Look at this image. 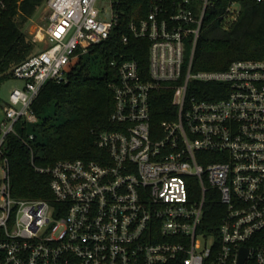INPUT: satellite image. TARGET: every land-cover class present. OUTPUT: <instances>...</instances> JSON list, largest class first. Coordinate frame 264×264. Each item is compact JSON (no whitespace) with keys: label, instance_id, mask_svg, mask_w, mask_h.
<instances>
[{"label":"built area","instance_id":"built-area-1","mask_svg":"<svg viewBox=\"0 0 264 264\" xmlns=\"http://www.w3.org/2000/svg\"><path fill=\"white\" fill-rule=\"evenodd\" d=\"M8 0H0V15ZM121 0H46L31 37L39 50L12 70L23 81L0 121V154L16 124L38 122L32 104L48 82L67 80L119 27ZM263 3L264 0H256ZM213 0H147L123 43H149L145 76L133 60L112 62L114 107L95 160L35 169L50 176L49 199L12 195L0 165V264H264V60L191 73ZM228 4L224 26L240 14ZM186 66V72L184 68ZM185 72V73H184ZM192 82L224 84L221 97L189 93ZM173 91L169 119L155 125L154 92Z\"/></svg>","mask_w":264,"mask_h":264},{"label":"trees","instance_id":"trees-1","mask_svg":"<svg viewBox=\"0 0 264 264\" xmlns=\"http://www.w3.org/2000/svg\"><path fill=\"white\" fill-rule=\"evenodd\" d=\"M46 0H8L7 9L0 15V84L12 77L17 65L35 54L40 45L23 30ZM124 12L119 27L104 43L93 48L100 58L99 74L79 62L68 69L67 80L48 82L32 104L38 122L16 131L28 139L34 135L30 148L15 135L6 136L1 148L0 165L6 159L11 177V193L21 199H49L50 176L35 168H48L59 161L95 160L100 152L96 146L99 133L109 126L113 111V95L108 84L116 79L112 62L133 60L139 71L148 75L149 43L145 39H129L123 43L126 26L131 19L147 13V0H121ZM237 1L240 14L237 21L225 27L226 7ZM237 60H264V2L256 0H213L207 8L200 37L191 66V73L225 71ZM186 72V66L184 68ZM184 72V73H185ZM224 84L192 82L189 93L199 97L220 98ZM173 91L154 92L151 98L152 121L158 125L169 119ZM1 133V131H0Z\"/></svg>","mask_w":264,"mask_h":264},{"label":"rangeland","instance_id":"rangeland-1","mask_svg":"<svg viewBox=\"0 0 264 264\" xmlns=\"http://www.w3.org/2000/svg\"><path fill=\"white\" fill-rule=\"evenodd\" d=\"M45 15L44 5L40 6L36 13L33 15L31 19L24 25L23 30L27 33L29 37H32L37 27L42 24L43 18ZM233 25V24H230ZM230 25L226 26L229 27ZM81 65H87L91 68L93 74H99L101 69L100 58L97 53H90L85 56L82 61ZM24 87V83L21 80L15 78H9L4 80L0 84V121L4 119V111L3 107L9 104L10 101V94L13 89L19 88L22 89Z\"/></svg>","mask_w":264,"mask_h":264},{"label":"water","instance_id":"water-1","mask_svg":"<svg viewBox=\"0 0 264 264\" xmlns=\"http://www.w3.org/2000/svg\"><path fill=\"white\" fill-rule=\"evenodd\" d=\"M246 254H247V250L245 248H242L241 252H240V257H239L238 264H243L244 263L245 258H246Z\"/></svg>","mask_w":264,"mask_h":264}]
</instances>
